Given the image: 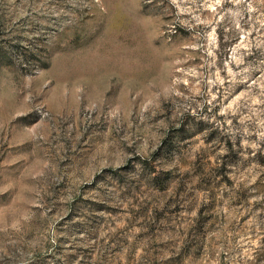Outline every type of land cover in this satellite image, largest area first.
<instances>
[{
  "label": "rangeland",
  "instance_id": "1",
  "mask_svg": "<svg viewBox=\"0 0 264 264\" xmlns=\"http://www.w3.org/2000/svg\"><path fill=\"white\" fill-rule=\"evenodd\" d=\"M0 264H264V0H0Z\"/></svg>",
  "mask_w": 264,
  "mask_h": 264
}]
</instances>
